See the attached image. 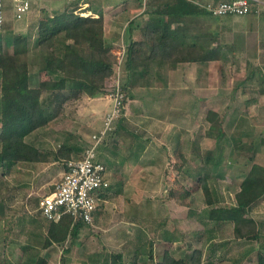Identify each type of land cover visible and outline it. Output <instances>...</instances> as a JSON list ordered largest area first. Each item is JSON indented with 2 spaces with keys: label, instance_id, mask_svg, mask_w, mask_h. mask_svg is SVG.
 <instances>
[{
  "label": "rangeland",
  "instance_id": "374dc122",
  "mask_svg": "<svg viewBox=\"0 0 264 264\" xmlns=\"http://www.w3.org/2000/svg\"><path fill=\"white\" fill-rule=\"evenodd\" d=\"M191 1L204 9L203 14L198 15L202 17L201 23H193L191 34L216 36L222 32L219 41L225 44L228 38H234L231 33L243 26L240 22L244 16H215L205 7L211 1ZM42 2L35 0L22 19L14 18L12 4L7 2L6 22L0 31L4 39L28 33L31 52L27 58L34 65L32 70L37 68L35 62L39 60L34 47ZM141 2L145 4V0ZM146 10L145 6L143 11ZM247 55L228 52L227 60L214 64L211 69L206 65L179 70L175 65L162 64L159 79L150 73L149 82L138 77L132 80L135 83L130 85L128 94L125 92L123 118L100 148V159L107 168L105 177L112 193L108 194L103 207L95 211L93 222L85 223L74 241L67 240L48 249L38 246L46 230L45 220L39 219L43 218L39 202L61 179L64 163H17L0 167V261L34 264L43 256L47 264H113V253H121L123 262L118 264H134L132 257L138 250L140 256L136 264H159L167 248L175 257H182L190 254L194 247H200L204 251L203 264H249L250 258L255 262L257 252H264V238L238 241L232 233L233 224L215 226L217 224L208 222L209 206L198 181L200 176L208 174L219 204L233 206L240 182L252 165L251 159L264 163V148L260 146L264 137V100L261 101L258 88L263 83H258L255 74V79L247 82L245 91H234L249 72L244 64ZM157 66L154 63L152 71ZM169 69L171 74L166 73ZM116 72L111 77L110 87L117 84ZM39 76V79L48 78L43 73ZM120 76L121 82L126 78L131 80L130 76H124L123 70ZM109 94L84 93L77 99H69L59 116L29 134L26 140L50 150L58 149L62 143L90 145L92 135L103 127L105 117L113 109ZM210 103L220 111L226 132L219 140L218 130L214 131L217 134H212L213 138L209 133L206 111ZM178 150L187 157L185 164L176 158ZM209 156L212 160L208 164L210 168L214 165V174L207 171L206 164L202 168L199 162ZM151 167L157 170L154 169L153 178ZM109 187L99 192L97 203L102 195L105 197ZM176 190L187 195L175 197ZM166 199L176 203H172L173 208L165 204ZM9 213L12 220L7 225L5 217ZM252 213L264 237L261 224L264 201ZM169 234L171 240L166 243L164 240ZM219 240H227V244L211 249Z\"/></svg>",
  "mask_w": 264,
  "mask_h": 264
},
{
  "label": "trees",
  "instance_id": "16d2710c",
  "mask_svg": "<svg viewBox=\"0 0 264 264\" xmlns=\"http://www.w3.org/2000/svg\"><path fill=\"white\" fill-rule=\"evenodd\" d=\"M145 6L147 8L145 14H149V17L143 19L141 39L122 46L124 58L121 70L124 76L131 78V80L126 78L122 82V89L126 94L130 85L135 83L132 80L135 81L138 77V80L144 78L149 82L152 77L147 76L153 72L160 74L162 64L169 63L170 67L173 65L177 67L179 64L226 59L222 45L211 48V43L220 38V33L216 36L191 34L193 23H198L195 18L197 19L199 14L202 15L204 10L191 0H146ZM40 10L42 17L38 22L34 49H38L40 53L37 74L39 76L44 72L47 79L34 81L33 64L27 58L30 50L27 36L15 34L8 39L0 36L2 168L17 163L63 162L65 170L67 161L82 158L91 144L80 147L62 143L58 149L50 150L36 147L29 143L26 137L59 116L63 105L69 99H77L84 93L94 96L114 91L109 83L116 71L118 55L114 47L106 43L104 15L102 13L98 17L83 15L84 10L81 9L79 1H67L61 9L53 13H49L45 7ZM154 63L159 66L152 71ZM260 91L263 93V88H260ZM126 102L127 97L124 105ZM207 120L211 122L209 130L211 136L217 134L214 131L218 130L217 140L225 137L226 132L218 112L209 110ZM262 143L264 145V138ZM176 158L185 157L181 152H177ZM208 177V174H204L198 180L205 201L210 206L208 218L214 221L234 222L236 240L261 241L264 238L261 229L250 212L252 206L264 198V165L253 163L240 184V190L235 194L236 204L233 206L219 204ZM110 188L111 186L105 191L106 194L103 193L104 198L103 195L100 197L97 211L103 207L108 194L111 193ZM174 195L180 197L187 194L183 195L176 190ZM40 215L43 217L41 213ZM39 219L45 220L46 229L42 240L38 242L42 249H48L67 240H76L87 223L72 214L63 215L58 222L49 221L44 217ZM11 220L12 213H9L5 217L7 225ZM211 249L214 250V247ZM67 250L68 248L65 249ZM112 256L113 264L123 262L121 253H113ZM139 256V251L136 250L132 257L134 264L137 263ZM251 259L249 264H264V252H257L255 262ZM0 264L6 262L0 261ZM34 264H47V260L39 256ZM159 264H203V250L194 248L190 254L179 259L165 251Z\"/></svg>",
  "mask_w": 264,
  "mask_h": 264
},
{
  "label": "crops",
  "instance_id": "0c3cea01",
  "mask_svg": "<svg viewBox=\"0 0 264 264\" xmlns=\"http://www.w3.org/2000/svg\"><path fill=\"white\" fill-rule=\"evenodd\" d=\"M57 1L62 3L61 6H60L59 2L57 3ZM78 1H79V5L81 6V9L84 10L83 14H85L86 16L91 15V16L98 17V15L101 14V13L104 15V20H105V26H104V29H105V40H106V43L108 45L114 47V50L117 47L116 50L120 51L122 49V46H126V45L130 44L131 41H133V40H140L141 39V37H142L141 36V27L143 25V19H146L147 17H149V14H145L146 12L143 11V8H145V4H144V2H141V0H78ZM198 1L201 2V3L202 2H206V1H211L212 3H218L220 1H225V0H198ZM7 2H9V1H6V3ZM34 2H35V0H32V7H33ZM65 2H67V1L66 0H43V2H42L43 3L42 4L43 7H41V8L45 7V9L48 10L49 13H53L54 11L61 9L64 6ZM145 3H146V0H145ZM57 4H59V6H56ZM52 8H53V10H51ZM40 13H41V10H40ZM243 16H244V18L241 19V22H240L241 25H243V26L240 27V28H237V30H235L233 33H231L232 35H234V38H231L229 36L228 32L226 31L227 38L228 37H230V38H228L229 40H226L225 44L220 43L219 39H221L222 36H223V33L221 32L220 33V38L216 39L215 41H213L211 43V48H214V47H216L218 45H222L224 47V49H225V52H226V58L228 57V52H231V53L232 52L233 53L242 52V53H246V54L248 53L244 64H245L246 70L248 68L249 72L245 76V78H243L242 84L241 85L238 84V86L236 88H234V91L235 90L245 91L247 89V87H248L247 82L252 80V78L255 79V74H256L258 83H260V82L263 83V85H260L258 88L259 89L263 88V90H264V0H260L259 3H253L252 4V11L249 14L243 15ZM246 16H247V18H245ZM41 17L42 16H39L37 18L38 21L36 22V25H37L36 37H37L38 22H39V19ZM248 17H250V18H248ZM14 21L15 20L12 21V24L14 23ZM200 21H202V17L197 16V22L199 23ZM225 22L227 23V21H225ZM231 22L234 23V21H229V23H231ZM174 26H176V25H174ZM21 35L27 36L28 33L26 32L25 34H21ZM34 51L36 53H38V55L40 54L38 49H34ZM30 52H31V47H30L29 53ZM224 60H213V61H208V62L179 64L177 66V68L179 70L182 67H186V66H191V67L199 66L201 68L202 66H206L207 65V66H210V69H211V66L213 67L214 64L224 63ZM30 63L32 64V62H30ZM35 63H36V65H35L36 67L39 66L38 65L39 64V60L37 62H35ZM251 67L255 68L254 69L255 71L252 70ZM37 70H38V67L35 70H32V74L34 75V81H36V82H38L39 77H40L37 74ZM168 72L171 74V70L170 69L166 73H168ZM42 73L45 75L44 72H42ZM166 73H165V71L163 72V75H165V77H166ZM158 75H159L158 73H156V72L154 73L153 72V76L152 77H155V79L156 78L159 79ZM160 75H161V73H160ZM40 79H43V78L41 77ZM166 79H167V77H166ZM260 93L262 94V95H259L260 99L262 101V100H264V92L262 93L260 91ZM211 98L213 99L214 95L210 97V100H212ZM212 106H213L212 103H210L209 106H208V109L206 111V120H207L208 111L209 110H214V111L219 113L220 121L222 122L220 111L217 110V108H213ZM208 123L210 124L209 127H211V122L208 121ZM116 130H117V127H116ZM260 146L264 148V145L262 143V138L260 140ZM177 152H180V151L178 150ZM182 154H183V156L185 158L184 159H180L179 158L178 160H181V162L183 164H185L187 162V157L185 156L184 153H182ZM210 160H212V159L209 156L207 159H200L199 162H200V165L202 164V166H201L202 168H205V164H206L208 166V168H209V170L207 168V171H210L211 174H214L213 168H212L213 164L211 165V168H210V166L208 164V162L211 163ZM251 160H253L252 161V165H253V163H259L261 165H264V163H260L258 161H255L254 159H251ZM213 163H214V160H213ZM252 165H251V167H252ZM213 167H214V165H213ZM251 167H250V169H251ZM151 169L152 170H150V172H151V177H152L154 171L156 170V168L155 167L154 168L151 167ZM250 169H249V171H250ZM248 172H247V174H248ZM246 175H245V177H246ZM200 177H202V176H200ZM242 180H241V182H242ZM241 182H240V184H241ZM239 190H240V187H239ZM156 191H158V190H156ZM214 192L216 193V191H214ZM147 193H149L150 195H153L152 192L148 191ZM155 194H156V192H155ZM106 201H107V199L105 200V202ZM164 201H165V204L168 207L173 208L172 203L174 204L175 203L174 201H170V200H167V199L164 200ZM262 201H264V198L260 202H262ZM260 202L254 204L252 206V208H251V212L250 213H251V215H252V217L254 219H256V218L253 216L252 212L255 210V207ZM219 203L221 204L220 201H219ZM235 204H236V199H235ZM177 206H179V205H177ZM222 206H226V205H222ZM183 208H185V207H183ZM209 210H210V206H209ZM207 219H208L207 220L208 222L217 224L215 226H218V225L220 226L222 224H227V223L233 224V230H232L233 232L232 233H233V236H234V222H232V221H214V220H210L208 218V213H207ZM257 224L259 225L258 222H257ZM261 224H262V227H263L264 226V221ZM259 227H260V225H259ZM260 229H261V227H260ZM167 234H168V232H167ZM261 234H262V229H261ZM169 236H170V234L168 235V237H165L164 241L166 243H168L171 240V239H169ZM242 240L238 239V241H242ZM228 243H229V241H228ZM224 244H227V240H219V241L214 242V244H213L214 246L213 247H214V249H215V247L222 248V245H224ZM194 248H200V247H194ZM200 249H202V248H200ZM166 251L169 252L168 248H167ZM171 255L174 256L173 254H171ZM183 257H185V255L182 256V257H175V258L179 259V258H183ZM209 258H211V256ZM203 259H204V251H203Z\"/></svg>",
  "mask_w": 264,
  "mask_h": 264
},
{
  "label": "built area",
  "instance_id": "2783aa9c",
  "mask_svg": "<svg viewBox=\"0 0 264 264\" xmlns=\"http://www.w3.org/2000/svg\"><path fill=\"white\" fill-rule=\"evenodd\" d=\"M11 2L14 18L22 19L32 7V0H8ZM74 2L77 0H67ZM260 0H225L209 3L206 9L215 16L247 15L252 11V4ZM7 3L0 0V31L6 20ZM118 55L116 82L114 91L109 94L114 106L104 119L103 127L92 135V143L80 159L67 161L61 179L46 193L39 202V211L49 221L58 222L63 215L72 214L84 222L91 223L97 210L99 192L107 189L110 183L105 177L107 168L100 159V148L107 142V137L115 131L119 119L123 116L125 92L121 82V63L124 49L116 51Z\"/></svg>",
  "mask_w": 264,
  "mask_h": 264
}]
</instances>
